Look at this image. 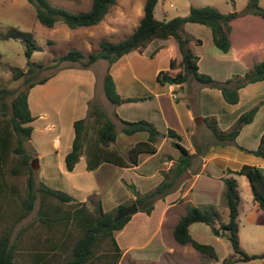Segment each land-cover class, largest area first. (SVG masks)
Returning <instances> with one entry per match:
<instances>
[{"label": "trees", "instance_id": "1", "mask_svg": "<svg viewBox=\"0 0 264 264\" xmlns=\"http://www.w3.org/2000/svg\"><path fill=\"white\" fill-rule=\"evenodd\" d=\"M27 1L33 5L34 15L40 24L50 27L60 22L68 27H76L96 23L115 0H90L88 8L84 10H69L63 6L51 4L48 0ZM257 1L246 0L240 10L234 9L227 12H222L211 4L191 5L183 14L156 17L153 11L156 0H143L142 14L137 24L123 38L115 41L99 38L95 50L83 52L79 48L72 47L54 56L53 59L55 61H76L79 67H87L97 58L105 59L107 66L102 74V91L109 103L118 104L125 100L138 99L145 96H120L115 89L108 65L121 54L143 46L151 38L172 36L176 42L179 58L174 60L171 57L168 68L159 69L156 72V81L164 84L181 83L187 79H193L199 85L218 88L225 102L234 103L238 98L237 90L239 87L247 82L264 78V58L252 62L242 74L232 73L223 79L213 78L210 74L198 69V56L191 49L188 42L193 39L195 43H199L200 38L191 36L183 28V23L197 22L206 25L213 45L220 51L229 50L233 52L240 60V36L238 41L237 39L235 40V45H233L232 33L240 19L246 16L256 17L264 23V7L258 5ZM0 35L1 37L19 38L24 44V68L16 67L14 76L31 72L34 66L39 67L41 65V61H35L30 57L31 51L39 48V46L34 42L29 31L12 27L1 32ZM53 72L37 79L24 77V85L18 88L7 102L4 100V96L8 90L0 84V216L1 208L8 209L9 205L1 164L6 159L12 139L14 140L12 149L19 153V160L10 170L16 172L18 167L24 166L28 172L25 195L20 201L21 211L13 217V221L28 213L36 194H38V201L42 206L46 198H54L59 202H68L73 199L67 192L50 187L40 180L34 185L30 174L31 154L22 145L23 140L29 138L31 131L29 121L32 119V115L26 99L28 88L34 83L42 82ZM257 108L258 103H254L242 110L230 126L225 129L218 127L213 115L202 116V120L208 129V136H205L202 145L194 143L193 152H189L187 148L179 143L180 135L172 128L167 127L165 131H159L146 118L124 119L113 112L112 114L119 122L117 129L121 133L131 134L138 131L145 133L144 138L136 140L124 153H121L110 146L116 134L114 122L107 116L104 108L92 98L87 101L85 115L72 121L73 135L70 147L63 155L64 168L70 170L81 154L84 155L87 169L94 168L102 161L130 166L136 163L139 153H150L155 150V142L159 136H169L172 138L171 144L178 149L179 154L168 169L161 171L160 180L152 187L141 192L136 190L133 184L127 183V187L134 195L132 201L136 203L137 210L148 214L154 202L163 198L166 193L172 190L177 177L189 164L190 157L195 152H202L212 143L229 142L241 150L264 159V130L260 133L256 145L252 148L245 147L235 141V136L240 127L252 119ZM89 118H92L96 125L93 139L87 141L85 135ZM227 172L243 174L246 177L253 202L264 211V167L244 162L235 169L227 168ZM221 179L223 187L220 199L227 208V218L224 221H218L217 225L213 226V229L225 232L234 255L222 257L218 260L210 243L198 241L188 232V224L191 222L213 223L214 217L217 215L214 205L211 203H185L183 212L178 215L172 226V237L178 243L189 244L202 253L205 258L209 259V262L198 261L192 264H231L236 260H248L264 256V251L248 254L240 247L236 222L240 198L236 180L232 175L222 176ZM76 202L79 205L75 206L71 211L62 213L58 207L44 208L43 206L44 209L37 212L38 219L45 224L49 225L58 219L71 220L79 230V234L71 243L67 255L57 264H86L106 239L109 241L111 250L108 254L109 259L102 264H116L120 255V247L115 240L113 232L122 227L131 213L124 214L114 220L115 212L124 205L123 202L116 204L112 209L104 210L97 200L92 213L83 207L84 201ZM4 217L6 216L4 215ZM12 225L13 223H8L0 233V264H16L14 260L15 243L13 238L10 237ZM43 255V252L35 251L33 260L37 261Z\"/></svg>", "mask_w": 264, "mask_h": 264}, {"label": "crops", "instance_id": "2", "mask_svg": "<svg viewBox=\"0 0 264 264\" xmlns=\"http://www.w3.org/2000/svg\"><path fill=\"white\" fill-rule=\"evenodd\" d=\"M222 1L226 2L225 0H177L173 3L171 0H167L165 3L163 0H156L153 11L156 17H169L185 13L191 5L202 4H211L220 10L219 5ZM89 4L90 0H85L84 7L76 10H84L88 8ZM169 4L171 7H168ZM142 5L143 0H115L109 5L100 20L94 24L83 26H100L105 34L104 38L109 41L121 39L137 24L142 14ZM226 10L224 12H227ZM186 24L188 22L183 23V28L188 32ZM188 33L194 36L191 32ZM190 42L201 45L202 38L199 43ZM197 56L198 69L208 72L215 78L223 79L232 73H240L238 56L229 50L211 55L210 59L214 62L219 61L217 66L212 64L213 67L210 64L201 67L199 54ZM171 57L177 60L179 53L174 38L167 36L151 38L143 46L127 51L113 60L108 65V70L117 93L122 97H145L111 104L110 110L111 113L115 112L117 116L124 119L146 118L159 131H165L167 127L172 128L180 135L179 143L189 152H193L194 143L202 145L203 139L208 136V129L202 116L213 115L218 127L225 129L230 126L242 108L245 109L253 100L244 89L249 85L239 87L236 102L228 103L223 100L218 88L201 86L192 79L181 83L161 84L157 82L156 72L159 69L168 68ZM97 59L103 60L102 64H104L99 78H96L93 68L94 60L87 67L72 64L61 67L42 82L34 83L28 88L26 99L32 115V119L29 121L31 125L29 141L32 150H35L37 170H39L41 162L44 160V154L39 150L38 140L32 135L35 132H49L50 145L55 151L53 155L56 161L55 168L61 175V183L58 181V187L77 200H85L90 194H94L98 198L107 195L111 199V207H113L134 197L127 187V183L133 184L134 188L140 192L156 184L161 178V171L168 169L177 158L179 151L174 145L176 149H170L171 147H167V149L164 145L168 142L171 144L172 138L163 135L157 138L155 150L150 153H139L137 161L133 165L122 166L102 161L94 168L87 169L84 155L81 154L70 170L64 168L63 155L69 149L73 135L72 121L84 115L86 101L95 95V89L100 86L99 79L102 78L103 71L107 66L105 59ZM210 66L212 68H209ZM66 82H68L67 85H65ZM250 83L255 84L251 85L254 86V89L262 88L264 78ZM58 94L60 97L56 100L55 97ZM63 105L66 107H62ZM258 115L259 113L256 112L249 122L240 127L235 136V141L238 144L249 148L256 145L260 133L264 130V117ZM204 128L207 132L199 131L197 136L194 135L197 130ZM144 137L145 133H141V131L123 134L119 137L115 134L110 146L124 153L136 140ZM244 162L264 167V159L241 150L229 142L212 143L202 152H195L190 157L189 164L177 177L172 190L166 193L163 198L157 199L148 214L136 210L130 214L121 228L114 231L115 233L122 232L121 238L127 243L122 251L131 252L130 254L134 255V249L147 247L148 239L153 236L158 241L157 247L152 246L155 256L171 257L174 252L188 251L187 243L181 244L173 239L172 226L178 215L183 212L185 203H211L220 209L221 214L225 213L227 218V208L225 209L226 206L224 207L220 199L223 187L222 176L232 175L235 178L238 194L239 181L237 178H240V184L249 196L247 197L249 200L248 209L257 210L258 207L251 198L246 177L243 174L227 172V168L235 169ZM237 175L241 177H237ZM108 188H111L108 192L109 195L106 193ZM116 190L119 195L112 193ZM239 198L238 210L243 200L240 194ZM221 219L220 221H224L223 217ZM196 222L202 221L189 223L188 232L194 239L200 241L202 238H200L199 228H196L195 234L189 229ZM261 222L264 223V217L261 218ZM217 223L214 225L216 226ZM209 226L213 228V225L208 224L207 227ZM212 235L216 240L219 231ZM136 238L145 239H142L140 244H134L133 241ZM115 240L117 242L116 237Z\"/></svg>", "mask_w": 264, "mask_h": 264}, {"label": "rangeland", "instance_id": "3", "mask_svg": "<svg viewBox=\"0 0 264 264\" xmlns=\"http://www.w3.org/2000/svg\"><path fill=\"white\" fill-rule=\"evenodd\" d=\"M163 1H165V3L167 2V0ZM225 1L226 2L222 1L219 5L220 10L223 12L226 9L240 10L246 2V0ZM48 2L54 5L63 6L69 10H76L84 7L85 0H48ZM171 2L175 3L177 0H171ZM257 2L258 5L264 7V0H258ZM168 7H171V4H169ZM186 25H188V32H191L194 36L202 38L201 45L191 43L190 41H193V39L188 42L191 49L197 55L199 54L200 66L204 67L206 64L207 66H209V64L211 66L212 64L217 66L219 61L214 62L210 59V57L212 54L220 53V51L213 45L210 39L208 27L201 23L192 22H188ZM12 27L29 31L31 33L34 42L39 46V48L33 49L30 57L35 61H41V65L39 67L34 66L31 72L14 76L13 74L17 69L16 67H20L22 69L24 68V44L19 38L10 36L1 37L0 35V84L5 86L8 90L4 96V100L6 102L18 88L24 85V77L37 79L38 77L49 74L70 64L77 66L76 61H55L53 59L54 56L72 47L79 48L83 52L95 50L97 48L98 39L104 38L105 35L100 26L68 27L60 22H57L50 27L44 26L37 21L34 15V7L27 0H0V33ZM239 36L240 64L238 66H240V73L238 74H242L252 62L264 58V23L260 21V19L250 16L240 19L232 33L233 45H235L236 39L238 41ZM102 61L103 60L101 59H96L94 61L93 68L95 70L96 78H99L102 73L104 67ZM211 66L209 68L213 67ZM235 68L238 69L239 67ZM99 81V88L95 89V95L89 99L93 98L104 108L107 116L114 121L116 135L119 137L120 135H123V133L117 129L119 122L111 113V103H109L104 97L101 85L102 78L99 79ZM67 84L68 82L65 83V85ZM244 85H249L244 89L247 91L246 94L250 95L253 100L246 108L254 103H258V108L255 113L258 112L259 117H264V86L262 88L254 89V86L251 85L255 84L247 82ZM58 97H60L59 94L55 97L56 100H58ZM62 107L65 108L66 106L63 105ZM242 110H244V108H242ZM95 125L96 122L92 118H89L88 128L85 135L87 141L93 139ZM204 130L207 132L206 128H204L203 130H197L194 135L197 136L199 131ZM32 136L38 140L39 150L44 154V160L41 162L40 169L37 170V164L36 166L31 167L30 174L33 178L34 185H36L37 181L40 180L50 187L61 189L57 184L58 181L61 183V175H59L55 168L56 161L53 158L55 151L50 145V133L35 132ZM22 145L24 149L31 154L30 158L36 157L35 150H32V146H30L31 143L29 138L23 140ZM13 146L14 140L12 139L6 159L1 164L3 180L6 184V197L9 205L8 209L4 207L1 208L0 233L8 223H13L10 237L13 238L15 243L14 260L16 264H57L67 255L71 243L79 234V230L75 227L71 220L65 221L63 219H58L49 225L45 224L38 219L37 212L45 207L49 208L55 206L63 213L71 211L75 206H78L79 204L76 201H84L83 207L92 213L93 207L96 204V201H99L100 197L98 198L96 195L90 194L85 200H77L73 198L68 202H59L54 198H46L43 208L41 203L38 201V194H36L32 207L28 213L18 220L13 221V217L21 211L20 201L25 195L26 179L28 174L24 166L18 167L16 172L10 170V168L13 165H16L19 160V153L13 151ZM164 146L166 148L171 147L170 149H176L172 144H169V142ZM237 177L241 176L237 175ZM237 180L239 181V194L243 198L236 215L238 242L240 247L246 253H259L264 251V223L261 222V218L264 217V212L258 208L257 210L254 208L248 209L249 200L247 197L249 196H247L248 194H246L245 189L240 184V178H237ZM108 189L109 190L106 193L109 195L108 192H110L111 188ZM115 192L112 193L119 195L117 190ZM131 201L132 199H127L124 201V204H128ZM99 203L104 210L112 209L114 207H111L112 202L107 195L101 196ZM223 205L225 207V204ZM215 210L217 215L214 217L213 223L211 224L213 226H215L214 224L216 222L222 220V217L224 218L223 220H226L225 213L221 214L219 212L220 209L217 207H215ZM4 215L6 217H4ZM207 225L208 224L203 222H196L195 224H192L189 229L193 234H195L194 232L196 228H199L201 232L200 238H202L200 241L203 242V240H205L204 242H209L213 246L218 260L222 257L233 256L234 254L225 232L219 231V235L216 240H214L212 234H214V232H218V230L211 228L212 226L207 227ZM114 233L115 232H113V234ZM121 234L122 232L115 233L117 243L120 247V255L116 264H192L198 261L209 262V259L205 258L202 253L189 244H187L188 251L174 252L171 257L164 256L163 258L155 256L152 246L157 247L158 241L154 236L148 239L149 245L147 247L134 249V255L130 254L131 252H123L122 248L127 243L121 238ZM142 239L144 240L145 238H136L133 242L134 244H140V242L143 241ZM110 250L109 241L106 239L97 249L95 255L86 264H102L109 259L108 254ZM35 251L44 253V255L37 261L33 260ZM231 264H264V256L248 260H236Z\"/></svg>", "mask_w": 264, "mask_h": 264}, {"label": "water", "instance_id": "4", "mask_svg": "<svg viewBox=\"0 0 264 264\" xmlns=\"http://www.w3.org/2000/svg\"><path fill=\"white\" fill-rule=\"evenodd\" d=\"M36 157H32L30 158V166L33 167V166H36ZM137 210V205L134 201H131L130 203L128 204H124L121 208H119L116 212H115V215L113 217V219H118L119 217H121L122 215L124 214H127V213H132L134 211ZM217 233V232H215Z\"/></svg>", "mask_w": 264, "mask_h": 264}]
</instances>
